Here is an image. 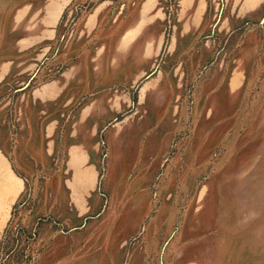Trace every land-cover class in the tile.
Listing matches in <instances>:
<instances>
[{"label":"rangeland","instance_id":"1","mask_svg":"<svg viewBox=\"0 0 264 264\" xmlns=\"http://www.w3.org/2000/svg\"><path fill=\"white\" fill-rule=\"evenodd\" d=\"M204 1L198 30L179 40L183 0H0V264H84L95 252L96 264H264V0L249 11L245 0ZM73 64L82 78L37 95ZM154 68L176 109L169 130L155 109V175L112 179L144 182L147 208L62 210L72 118L94 102L105 128L133 127L148 97L137 84ZM97 141L105 200L108 146Z\"/></svg>","mask_w":264,"mask_h":264},{"label":"crops","instance_id":"2","mask_svg":"<svg viewBox=\"0 0 264 264\" xmlns=\"http://www.w3.org/2000/svg\"><path fill=\"white\" fill-rule=\"evenodd\" d=\"M262 1L245 0V10L249 11L257 8L262 4ZM183 3H185L186 8L191 7V12L181 24L179 40L182 37L185 39L188 35L190 36L191 33L198 30L205 11L204 0H183ZM137 31L142 33L143 28ZM137 31H135V35ZM130 40L128 39L126 42ZM138 49L137 47L134 51L137 67L141 55ZM142 54L145 56L151 55L145 49L142 50ZM140 65L141 63L139 64V68ZM68 71L65 74L63 73L61 80L51 81L37 89V95L44 100L53 99L63 93L64 87L68 82H72L70 78L83 77V74L79 73L78 64H73ZM154 72L155 68L137 84L138 87L142 83L140 89L141 91H147L148 97L146 100V114L139 119L137 118L133 127L130 124L125 126L117 124V128H105V125L96 119L97 113L95 114L94 102L83 105L74 118H72L70 130L63 141L66 145L69 169L66 171V174H64L65 171L62 175L56 174V178L62 179V185L56 191L57 195H62L63 197L64 206L61 207L62 210L102 211L106 209L128 211L134 209L138 212L147 208L146 201L148 198L145 194V188H143L144 182L137 183L135 189L132 190L129 189L132 185H128L129 188H113L112 179L116 180L115 186H123L119 185L118 182L121 178H127L129 175L127 172L129 171L133 172L132 176L136 179L151 180L155 175V163H157L155 157L158 153V148L156 150L155 148L156 145H159L161 139L159 123H157V127L155 128L157 116L155 115V109L161 108L160 111H163L165 119L162 126L168 130L172 126V116L176 109L175 107H168L169 105H166V103H162L164 94L161 90L155 89L157 80L155 78L150 79V75ZM240 82V72L238 70L234 71L230 77L231 89L237 88ZM78 92L74 87L70 98H76V93ZM155 104L160 105L155 106ZM53 131V126H46V142H55V139L52 138ZM102 133L107 142L110 161L109 171L105 180L107 182H105L106 185H109L107 188L109 191L105 192V194L107 193L109 197H106L105 200L100 196L102 193L97 187L99 180L97 169L94 165L98 143L97 137L99 139L102 138ZM57 142H60V140ZM128 195L130 197H127ZM50 250L55 251L56 245L54 249L51 248ZM54 255V253L49 252L43 260L48 258L52 260ZM95 256H97L96 252L92 253V259L84 262V264H96L94 260Z\"/></svg>","mask_w":264,"mask_h":264}]
</instances>
